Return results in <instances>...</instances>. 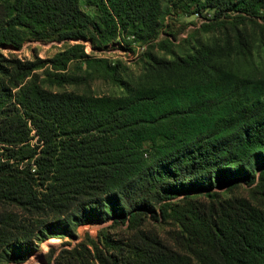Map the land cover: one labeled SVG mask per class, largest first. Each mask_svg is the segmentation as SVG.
<instances>
[{
  "label": "trees",
  "instance_id": "16d2710c",
  "mask_svg": "<svg viewBox=\"0 0 264 264\" xmlns=\"http://www.w3.org/2000/svg\"><path fill=\"white\" fill-rule=\"evenodd\" d=\"M163 2L0 0V47L71 40L77 58L83 42L93 50L125 36L151 42ZM168 10L212 13L213 26L264 22V0H167ZM67 53L61 63L0 56V262L26 261L49 233L151 214L181 226L186 255L155 264H264V79L215 67V49L202 46L149 69L181 83L119 96L24 84L48 63L65 70ZM242 186L250 197L231 194Z\"/></svg>",
  "mask_w": 264,
  "mask_h": 264
},
{
  "label": "rangeland",
  "instance_id": "374dc122",
  "mask_svg": "<svg viewBox=\"0 0 264 264\" xmlns=\"http://www.w3.org/2000/svg\"><path fill=\"white\" fill-rule=\"evenodd\" d=\"M163 11L158 36L151 42H134L133 37L125 36L110 43L106 50H93L89 42H83L74 51L75 58L69 50L78 41L28 40L21 49L0 47V56L21 62H34L38 58L61 63L66 58L61 55L68 52L72 59L66 62L65 70H57L48 63L33 71L24 84L36 82L54 92L95 96H119L126 92V87L184 82L181 76L155 74L149 69L155 60L184 58L202 46L215 49L218 54L212 62L215 67L242 77L264 79L263 21L224 18L213 26L212 13L185 15L176 10L167 11V0L163 2ZM83 55L89 57L83 58ZM53 75L64 78L65 82L59 83ZM16 92L17 89L12 91L13 99ZM0 154H3L1 149ZM231 194L250 197L251 188L242 186ZM157 214L159 216L158 211ZM117 219L119 217L101 224L72 226V235L49 233L46 241L34 242V253L26 261L12 262L9 255L1 259L0 264H112L107 260L111 256H115L118 264H125L123 258L130 264H155L154 259L159 255L163 263H167L168 258L186 257L182 228L175 220H157L151 214H137L134 219L121 223H116ZM149 253L154 257H149Z\"/></svg>",
  "mask_w": 264,
  "mask_h": 264
}]
</instances>
